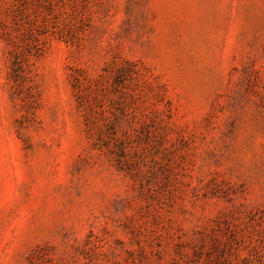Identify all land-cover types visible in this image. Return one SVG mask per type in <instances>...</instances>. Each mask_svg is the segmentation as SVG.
I'll list each match as a JSON object with an SVG mask.
<instances>
[{"label": "rangeland", "instance_id": "374dc122", "mask_svg": "<svg viewBox=\"0 0 264 264\" xmlns=\"http://www.w3.org/2000/svg\"><path fill=\"white\" fill-rule=\"evenodd\" d=\"M0 264H264V0H0Z\"/></svg>", "mask_w": 264, "mask_h": 264}]
</instances>
